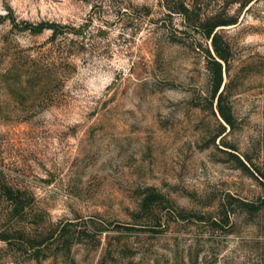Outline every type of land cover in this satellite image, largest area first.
Returning a JSON list of instances; mask_svg holds the SVG:
<instances>
[{"label": "rangeland", "instance_id": "1", "mask_svg": "<svg viewBox=\"0 0 264 264\" xmlns=\"http://www.w3.org/2000/svg\"><path fill=\"white\" fill-rule=\"evenodd\" d=\"M0 264H264V0H0Z\"/></svg>", "mask_w": 264, "mask_h": 264}, {"label": "trees", "instance_id": "2", "mask_svg": "<svg viewBox=\"0 0 264 264\" xmlns=\"http://www.w3.org/2000/svg\"><path fill=\"white\" fill-rule=\"evenodd\" d=\"M217 38H218V35L215 33V34L213 35V38H212V40H213V45H214V50H215L216 54L218 55V57H220L221 59H223V60L226 61V60H227V56H226L225 51H226L227 48H221V47L217 44ZM216 63H217L218 66H219V74H220V63L217 62V61H216Z\"/></svg>", "mask_w": 264, "mask_h": 264}]
</instances>
